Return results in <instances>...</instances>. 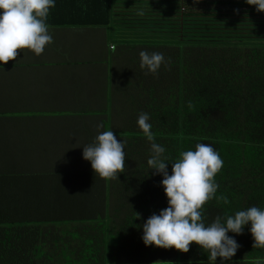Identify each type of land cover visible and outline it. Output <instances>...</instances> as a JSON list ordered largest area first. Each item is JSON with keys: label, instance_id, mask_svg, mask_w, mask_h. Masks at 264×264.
Wrapping results in <instances>:
<instances>
[{"label": "trees", "instance_id": "1", "mask_svg": "<svg viewBox=\"0 0 264 264\" xmlns=\"http://www.w3.org/2000/svg\"><path fill=\"white\" fill-rule=\"evenodd\" d=\"M46 23L115 24L146 36L116 45L126 73L123 105L119 119L111 117L102 128L124 143L126 169L106 181L82 155H52L53 168H32L23 157L5 159L0 264H208V253L194 243L181 253L142 241L143 223L168 203L162 175L147 164L152 142L137 120L148 114L169 175L180 153L198 143L219 153V188L202 209L206 225L218 215L264 209V12L246 0H55ZM141 51L163 53L157 73L140 67ZM249 228L227 234L240 247L223 264H264V249L252 248Z\"/></svg>", "mask_w": 264, "mask_h": 264}, {"label": "clouds", "instance_id": "2", "mask_svg": "<svg viewBox=\"0 0 264 264\" xmlns=\"http://www.w3.org/2000/svg\"><path fill=\"white\" fill-rule=\"evenodd\" d=\"M198 2L194 0V3ZM246 3L255 5L256 11L264 12V0H246ZM54 7L55 0H0V65L16 60L23 49L39 56L47 45L53 43L46 21L50 9ZM137 15L142 17L144 11L138 10ZM139 57L140 67L153 74L157 73L165 59L160 52L141 51ZM148 120V114L141 113L137 124L144 137L152 142V155L147 164L155 170L154 174L162 175L160 185L168 206L143 223L141 238L144 245L187 253L194 243L208 253V264H214L217 257L221 258L223 264L240 247L227 234L240 235L244 227L250 225L252 248L264 249V209L252 206L234 215H218L211 223H205L203 206L215 197L219 188L215 181L223 167L219 153L210 144L198 143L194 151L180 153L179 158L172 162L169 175L168 158L163 156L165 148L154 142ZM101 126L97 125V128ZM124 147V143L118 141L112 131H103L93 143L83 146L82 157L90 162L93 172L101 179L117 180L118 175L126 169ZM218 199L229 203L225 196ZM135 214L139 218V214Z\"/></svg>", "mask_w": 264, "mask_h": 264}, {"label": "crops", "instance_id": "3", "mask_svg": "<svg viewBox=\"0 0 264 264\" xmlns=\"http://www.w3.org/2000/svg\"><path fill=\"white\" fill-rule=\"evenodd\" d=\"M49 32L53 43L41 55L23 49L16 60L0 65V101L22 103L28 110L23 119L35 124L22 130L37 133L52 155L80 157L83 146L94 142L108 116L118 114L123 105L120 94L126 73L118 47L107 39V27H49ZM78 32L91 37L69 39ZM16 88L18 94H13ZM44 120L48 126H38ZM49 141H56L55 146ZM16 146L17 151L26 149L28 157L23 142Z\"/></svg>", "mask_w": 264, "mask_h": 264}, {"label": "rangeland", "instance_id": "4", "mask_svg": "<svg viewBox=\"0 0 264 264\" xmlns=\"http://www.w3.org/2000/svg\"><path fill=\"white\" fill-rule=\"evenodd\" d=\"M107 31V39H111L110 42H112L113 45L139 42L144 36V34L137 32L135 28H125L115 24L113 26L111 25V28L108 27ZM58 33V35H60L62 32L59 31ZM89 37L91 36L88 34V32H78L71 35L69 39H89ZM93 37L94 39H100L99 36ZM63 39H67V37ZM151 40L154 42V44L160 43L159 39ZM145 44H151V42L148 40ZM119 57L121 59V53ZM13 94H18V88L14 90ZM26 112H28V110L22 107V103H20L19 100L11 99L7 103L0 101V163H2L3 166L5 164L3 161L10 155L15 154L25 158L26 161L24 162L32 168H36L40 164H45L50 168L55 167L57 165V161H54L51 158L52 154L45 148V141L40 139L35 132L29 133L22 130L24 129L23 127L30 129L33 125H35L34 123L29 122L28 119H23L24 113ZM108 117V122H110L112 116L109 115ZM113 117L115 122L119 119V116L116 113ZM46 121L47 120L38 122L41 123V125L38 126H48V122ZM21 130L22 134L20 137ZM46 137L48 138L49 134H47ZM20 141L26 146L28 150V157L26 149H18L17 151L16 145ZM55 143L56 141H49L50 147H54Z\"/></svg>", "mask_w": 264, "mask_h": 264}]
</instances>
